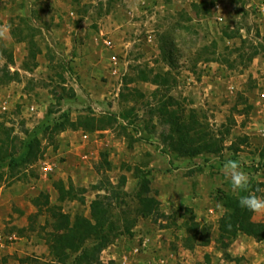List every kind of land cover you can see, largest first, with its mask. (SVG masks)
Segmentation results:
<instances>
[{"label":"rangeland","instance_id":"1","mask_svg":"<svg viewBox=\"0 0 264 264\" xmlns=\"http://www.w3.org/2000/svg\"><path fill=\"white\" fill-rule=\"evenodd\" d=\"M256 2L0 0L8 29L0 68L12 53L18 72L0 83V264H87L81 254L101 233L111 240L100 263L121 264L134 232L156 238V255L174 252L172 264H264V239L245 233L247 253L236 257L219 240L241 195L264 198V13ZM15 29L32 39L34 59ZM229 160L241 163L248 192L232 190ZM191 195L204 211L180 213ZM94 199L108 209L90 234ZM182 216L196 235L188 249ZM249 218L264 225V213ZM162 228L169 234L158 238Z\"/></svg>","mask_w":264,"mask_h":264},{"label":"trees","instance_id":"2","mask_svg":"<svg viewBox=\"0 0 264 264\" xmlns=\"http://www.w3.org/2000/svg\"><path fill=\"white\" fill-rule=\"evenodd\" d=\"M20 30L21 29H15V31L13 30L12 31V35H13V37L16 38L17 41H27V43H30V44H28V58L34 59L35 58L34 56L36 54L35 51H37L36 48H35V45L33 44L32 39L29 38V35L24 34L23 31L21 30L22 31L21 32ZM17 36H18V38H17ZM11 64H13V56H12V53H8L7 61L5 62L3 67L0 68V72L2 73L0 75V83H8V82L18 78V72L17 71H12L10 69V65ZM25 67H27V66H25ZM62 97L63 96H61V98ZM108 116H109V119H114L115 118L114 114H110ZM107 119H108V117H107ZM66 121L67 122H65V123H69V125H72V126H75V127H81L83 129H89V130H94L95 128L97 129V126H99V124L93 119H92V121H90V123L87 121L86 124H84L81 120H79L76 123V121H71L69 118H67ZM113 121H115V119ZM101 123L102 122H100V125H101ZM108 124L106 123L103 126L105 127ZM57 128L63 130L65 128V124L64 123H60L57 126ZM0 139H1L0 141H2V142L4 141V140H2V138H0ZM20 161L21 162H25L26 158H23V156H22ZM17 162L18 161H17L16 158H10L9 164H17ZM124 182H125V180H124ZM57 188H58V186H57ZM97 197H99V196H97ZM235 205H237V206L235 207L234 213L232 214L233 217L235 216L234 219L232 221H230V222H226L223 219L221 220V224H220L221 228H220V238H219V240H223L224 237L227 238V242L224 245L228 246L231 243V241L236 237L238 231H241L243 233L251 235V236H253V237H255L256 239H259V240L264 239V225L263 224H258V223H255V222H251L250 218H249L251 212L241 208L239 206V204H238V201H236ZM90 207H91V215H92L95 223L92 224L90 222H87L86 223V227H85V229H86L85 231H86V233H90L91 234L92 233L91 231L95 232L96 230L98 231L99 229L102 230L103 224H104L103 215L107 212L108 205H107V202H104L103 200L94 199L91 202V206ZM101 216H102V218H101ZM75 226H79L78 223L75 224ZM80 232H81V230L79 229V231H77V233H80ZM67 235H70V233L61 235V237L62 236L66 237ZM98 236H99V238H98L99 242L96 245V247H93L94 251L91 250V252H89V253L87 251V253L83 252V254H81L82 258L86 261L87 264H101L100 261H99L98 253L111 240L108 236H106L105 233H101L100 235L98 234ZM193 237H188L186 239L185 244L187 246H191L190 245V241H192L193 244L196 242V235H194ZM75 238L76 237L73 234H71L69 239H67V242H70V240L74 241Z\"/></svg>","mask_w":264,"mask_h":264},{"label":"crops","instance_id":"3","mask_svg":"<svg viewBox=\"0 0 264 264\" xmlns=\"http://www.w3.org/2000/svg\"><path fill=\"white\" fill-rule=\"evenodd\" d=\"M189 198L191 199V201H188V202H186V203H179L178 204V210H179V212L181 213V212H183L184 210H185V208L186 207H188L187 205H190V207H193L194 209H195V211L196 212H201V211H204V207L202 208V207H197V197H193L192 195L191 196H189ZM211 202L209 201V202H207V206H208V208H207V212H206V216H209L210 214H208V213H211V217H213V215H214V208L212 207V204H210ZM210 205V206H209ZM216 217H218V216H216ZM214 218V217H213ZM196 219V218H195ZM200 219V218H199ZM181 220H183V224H182V227H183V230H184V234H179L180 235V238H181V240H183V242H186V239L188 238V237H190L189 235L190 234H192V233H194V231L193 230H191L187 225H186V222H185V218H184V216H182L181 217ZM197 221H199L198 219H196ZM216 221H217V219H216ZM218 222H219V220H218ZM164 233H166V234H169V228H168V230L166 229V228H162V229H157V231H156V236L158 237V238H160V237H162V235L164 234ZM150 236V235H149ZM155 236V235H154ZM151 238H154V240H156V238L155 237H153V236H150ZM248 238V239H247ZM246 240V241H245ZM248 242V244H249V237H248V235H246L245 233H243V232H241V231H238V233H237V235H236V237L231 241V243H230V245H229V247L227 248V251H228V253H229V255H231V256H233V257H236V256H241V255H246V253H247V249H248V247H247V245H244L243 244V242ZM185 247H187V245L186 244H183ZM183 246V248H185ZM247 247V248H246ZM189 247H187V249H188ZM150 250H152V249H150ZM150 253H152L151 251H149V252H145V253H142V254H140V256L141 257H139L138 259H136L138 262H137V264H139L140 262L143 264V262H144V257H143V255L144 256H147V257H150ZM173 254V259L171 258V259H168V258H166V263L167 264H172L173 262H175V259H176V255L174 254V252L172 253ZM172 257V256H171ZM140 259V260H139Z\"/></svg>","mask_w":264,"mask_h":264},{"label":"clouds","instance_id":"4","mask_svg":"<svg viewBox=\"0 0 264 264\" xmlns=\"http://www.w3.org/2000/svg\"><path fill=\"white\" fill-rule=\"evenodd\" d=\"M7 28H0V38H6ZM225 176L230 181L232 190L235 192H248L249 177L242 170L241 163L236 160H229L223 165ZM241 208L253 213H264V198L258 197L249 192L248 195H241L238 200Z\"/></svg>","mask_w":264,"mask_h":264},{"label":"built area","instance_id":"5","mask_svg":"<svg viewBox=\"0 0 264 264\" xmlns=\"http://www.w3.org/2000/svg\"><path fill=\"white\" fill-rule=\"evenodd\" d=\"M256 4H258V9L261 10L262 13H264V0H258ZM215 7H218V4H216ZM219 19H221V17H219ZM133 237L134 239H136L135 245L128 252V254L122 255V258H120L121 264H134L138 262L136 259L141 257L140 254L149 251H151L152 253H150V257H147L143 264H167L165 257H160L156 255L152 250H150L152 249L150 244L153 239L148 234H139L137 232H134ZM2 239V234L0 232V244L2 242Z\"/></svg>","mask_w":264,"mask_h":264}]
</instances>
